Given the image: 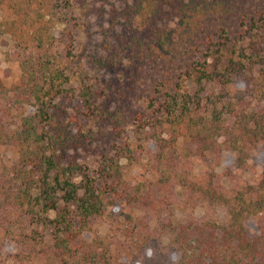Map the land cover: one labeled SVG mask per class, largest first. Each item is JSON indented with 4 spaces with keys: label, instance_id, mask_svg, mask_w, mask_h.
<instances>
[{
    "label": "trees",
    "instance_id": "16d2710c",
    "mask_svg": "<svg viewBox=\"0 0 264 264\" xmlns=\"http://www.w3.org/2000/svg\"><path fill=\"white\" fill-rule=\"evenodd\" d=\"M102 1L107 9L92 0H0V34L12 42L4 57L18 70L14 81L0 80V264H264V170L230 188L214 172L222 151L236 173L264 142V0ZM90 14L101 38L85 69L74 28ZM66 98L78 103L82 129L142 100L132 120L137 147L151 146L149 176L130 184L117 159L89 171L67 156L86 140L64 120ZM193 159L205 167L202 180L191 174ZM192 197L221 208L225 222L173 218L174 202Z\"/></svg>",
    "mask_w": 264,
    "mask_h": 264
},
{
    "label": "rangeland",
    "instance_id": "374dc122",
    "mask_svg": "<svg viewBox=\"0 0 264 264\" xmlns=\"http://www.w3.org/2000/svg\"><path fill=\"white\" fill-rule=\"evenodd\" d=\"M110 0H106L108 2ZM103 5L102 0H92L90 6L92 8H100ZM104 9H107L106 5H103ZM94 15H89L82 26H77L76 37L77 41L75 43L73 53L80 59L82 67L87 69L84 64L85 55L92 51V49L99 44L101 34L99 27L97 25V19L94 20ZM58 30L53 28V30ZM12 49V42L7 35L0 34V80L3 83H10L14 81L18 76V70L16 63L8 60L4 57L5 53H9ZM92 72L93 69H91ZM104 82L110 80L108 75H104ZM115 81L111 80V84L115 85L116 82L121 85L120 78L115 77ZM117 79V81H116ZM101 80V78H100ZM101 85L102 83L99 82ZM126 83V82H124ZM127 84V83H126ZM124 84V85H126ZM145 86V82H141L136 85V88H141ZM127 87V86H126ZM241 90L240 84L231 87V91ZM136 98V97H135ZM102 104L107 105L108 102L105 98H102ZM142 100L138 102L132 99V102L124 104L121 108V116L114 122H104L103 126L101 124L95 123V126H88V128H81V111L76 109L77 102L72 98H66L62 102V106L66 110V115L64 116L65 122L68 121V127L71 133H79V139L86 140L83 145L77 144L74 148L68 150L67 156H70L74 162L86 166L90 170L96 168L100 162L108 157L112 159H117V164L120 166V171L122 177L130 184H133L144 177L149 176V171L145 165L146 149H151L150 144L146 145V149L142 147H137L139 144V135L135 132L134 122L132 120L134 114L138 109L142 107ZM90 129H93V136L90 135ZM129 145L132 152L129 155L123 156L121 148L125 145ZM148 150V151H149ZM122 152V153H121ZM4 155L9 157L11 152L5 151ZM246 167L238 172L234 173V163L233 155L228 151H222L219 154V162L216 167H214V172L218 175V182L225 188L235 187L239 184L254 183L258 180L260 173L264 170V142L258 144L254 149L251 150L249 159L247 161ZM191 174L194 179L202 180V174L205 171V167L199 160H191L190 164ZM227 171L233 172L228 176ZM175 196L181 199L180 190L175 188ZM173 204V218L183 219L186 216H192L198 219H207L214 221L216 223L222 224L225 222L226 217L224 211L218 206H209L202 201H199L192 197V199L187 201H179ZM167 213V211H165ZM171 216V215H169ZM246 230L250 234H254L257 231V221L256 218H249L245 221ZM93 229L97 235H102L106 229V216L98 218L93 223ZM168 236L162 235L159 237V248L165 250L168 243ZM157 251L150 247L147 258L149 261H153ZM134 264H145L142 259H138Z\"/></svg>",
    "mask_w": 264,
    "mask_h": 264
}]
</instances>
